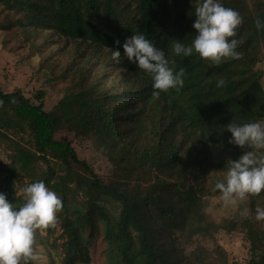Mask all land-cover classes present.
Listing matches in <instances>:
<instances>
[{"label": "trees", "instance_id": "obj_1", "mask_svg": "<svg viewBox=\"0 0 264 264\" xmlns=\"http://www.w3.org/2000/svg\"><path fill=\"white\" fill-rule=\"evenodd\" d=\"M221 3L241 17L233 37L240 55L213 64L196 53L185 57L171 51L176 39L190 44L194 36L192 0H0V32L20 30L27 42L47 35L44 50L67 58L51 67L53 78L65 85L58 110L69 116L66 127H58L57 114L45 110L44 92L35 101L20 89L5 93L0 87V138L28 132L35 150L18 145L8 161L0 158V192L18 207L21 172L36 161L52 160L63 168L64 175L48 167L37 179L62 202L54 225L47 227L50 233L61 220L66 237L61 264H91L90 248L101 227L108 264H192L183 239L187 233L199 238L209 233L201 228L214 223L207 209L219 195L215 184L223 180L226 160L245 150L264 153L229 144L225 128L230 122L264 121L258 69L264 29L254 26L257 18L264 21V0L257 10L251 0ZM134 33L162 49L174 72L184 70L181 87L152 98L151 78L123 57L121 45ZM111 50L121 52L118 63ZM219 79L224 85L217 88ZM79 138L109 161L110 176H100L79 158L73 142ZM72 184L86 197L74 211ZM117 184L145 187L147 193L136 205L112 186ZM247 197L242 231L251 240V254L246 264H264L263 221L254 219L255 208H264V190ZM206 264H229L228 253L216 243Z\"/></svg>", "mask_w": 264, "mask_h": 264}, {"label": "clouds", "instance_id": "obj_2", "mask_svg": "<svg viewBox=\"0 0 264 264\" xmlns=\"http://www.w3.org/2000/svg\"><path fill=\"white\" fill-rule=\"evenodd\" d=\"M191 13L194 36L190 44L176 39L171 45L174 55L187 57L196 53L213 64L239 58L238 41L233 38L241 24L238 12L224 7L221 0H192ZM254 26L257 31L264 29V21L257 18ZM121 47L123 57L151 78L153 99L162 91L183 85L184 70L174 72L164 51L143 33L127 37ZM111 58L118 63L121 52L111 50ZM223 85V79L216 81L217 88ZM225 128L230 133L229 144L241 149H264V121L230 122ZM224 168L222 182L215 184L224 204H234L237 199H245L246 194L264 190V153L256 156L253 151L245 150L237 159L226 160ZM22 192L23 202L18 207L9 203L6 195L0 192V264H28L29 260H35L34 231L54 225L56 213L62 207L61 200L42 180L27 184ZM254 219L264 221V208H255Z\"/></svg>", "mask_w": 264, "mask_h": 264}, {"label": "rangeland", "instance_id": "obj_3", "mask_svg": "<svg viewBox=\"0 0 264 264\" xmlns=\"http://www.w3.org/2000/svg\"><path fill=\"white\" fill-rule=\"evenodd\" d=\"M260 1L251 0V6L254 7L258 4L254 9H259ZM47 37V35H42L41 39L27 42L26 36L20 30H15L12 33L0 32V87L5 93L20 89L27 97L35 101L36 94L39 91L44 92L45 110L57 114L55 120L58 127H66L69 125V116L66 111L58 110V105L65 94V85L53 78L51 67L55 63L63 65L67 58L52 57V49L44 50L43 42ZM50 57H52L51 60H48ZM258 69L263 72L262 82L264 85V61L258 65ZM58 73L59 69L57 68L55 74L58 75ZM73 142L79 158L87 161L97 174L102 177L111 175V164L95 151L88 140L79 138L74 139ZM18 145L35 151L28 132L12 133L9 134V139L0 138V158L8 161ZM48 167L56 169L59 175L65 174L63 168L55 161L51 160L49 163L36 161L28 172H21V176L16 182L17 195L23 196V187L37 180L48 170ZM112 186L127 193L136 205L147 193L145 187L126 184ZM2 187V177H0V190ZM71 189L73 192L69 195V200L71 211H74L76 207L84 203L86 197L76 188L75 184L71 185ZM108 207L113 212L117 211V207L113 203H110ZM207 212L214 223L201 229L209 233L200 238L197 237L198 233L196 232L187 233L183 239L185 254L192 264H206V259L210 257L216 243L228 253L229 264H246L251 254V240L247 230L242 231V223L249 216L247 194L245 199H237L234 204H224L220 195L211 198ZM262 225L264 229V221ZM251 229L255 230V228ZM65 242L66 237L63 234L60 219L56 221V228L52 232L47 233V228H42L33 240V255L36 257L33 264H61L65 252ZM90 257L91 264H108L107 243L104 240L102 227L90 248Z\"/></svg>", "mask_w": 264, "mask_h": 264}]
</instances>
